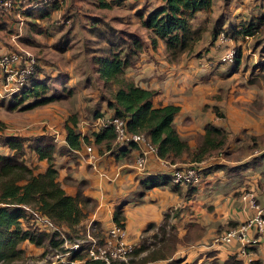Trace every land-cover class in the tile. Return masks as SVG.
I'll return each instance as SVG.
<instances>
[{
	"label": "crops",
	"instance_id": "crops-1",
	"mask_svg": "<svg viewBox=\"0 0 264 264\" xmlns=\"http://www.w3.org/2000/svg\"><path fill=\"white\" fill-rule=\"evenodd\" d=\"M75 1L78 8L83 10L84 5L81 0ZM226 1L212 0V8L200 12L193 20L194 28L199 24L202 26L213 24L208 34V45L219 44L218 38L221 33H236L245 23L264 21V0L256 5L254 2L258 0ZM88 2L86 3L100 9L96 0L94 3L90 0ZM127 2L130 3L128 13L136 20V30L132 28L131 30L140 32L149 45L136 68L128 73V77L137 86L156 93L153 100L156 107L175 105L180 108L174 121L175 128L180 137L192 148H195L205 136L207 125L225 130L230 139H227L224 150L200 164L184 162L171 165L159 156L150 154L145 174H140L135 169L139 147L124 149L113 147L108 150L93 143L88 145L83 143L82 149L72 156H57L56 168L59 171V180L67 194L76 197L82 193L97 202L96 209L83 223L82 230L84 235L92 236L98 243L102 241L100 244L104 246H114L118 243L111 232L117 228L114 222L116 208L123 206L126 221L125 226L121 228L122 240L134 249L128 264L142 262V264H170L175 261L180 264H210L215 259L226 261L236 256L239 244L217 245L216 237L228 232L233 228L232 225L239 227L249 218L256 216V210L243 200L247 193L254 195L257 204L264 205V145L259 144L256 148L258 143L253 141V137L264 135V118H261L264 116H251L249 112L250 106H253L251 100L247 99V103L242 100L236 105L229 104V100H226L227 103L219 100L218 94H227V90L223 89L224 82L233 77H230L232 72L234 74L237 72L229 71V67L234 65L232 63L224 64L226 70H215L217 66H224L218 63L222 52L215 47L206 50L205 55L201 57L183 56L179 63L171 61L162 40L158 41L156 48L152 46L148 32L142 28L141 22L142 18L146 19L161 5L159 0H122L120 6L112 5L110 9L100 10L122 9ZM17 4L14 6L12 16L2 15L3 10L0 9V14L3 16L0 23L8 25L7 30H0V57L20 50H26L38 57L39 72L34 83L47 85L50 93L58 98L42 107L48 108L52 105L51 109L58 111L57 103H63L73 96V90L66 89V84L71 86L70 89L76 90L75 83H70L74 80L76 82V79L82 75L79 71H75L74 67L75 72L68 69V65L62 68L47 54L48 51L55 52L60 57L57 58L60 63L64 58H68V62L70 60L73 65L72 49L75 42L73 37L77 29L74 24V26L69 25L71 17L63 18V12L69 10L72 5L70 0H38L37 3L30 5L19 1ZM34 6L37 8L31 9ZM247 9L252 11L247 13ZM30 11L38 12L43 16L40 29L36 32L28 29L26 15ZM18 12H23L21 17L24 25L21 29ZM94 18L96 17H85V24L92 26ZM20 31H23V34L14 41L13 37ZM215 31L221 32L220 35L218 33L216 40L213 38ZM202 41L203 39L199 43H203ZM44 43L47 44V49L44 48ZM201 49V47L197 48L196 52L200 53ZM211 62L213 65H209ZM94 68L96 78L99 80L100 75L96 72V66ZM91 80H86L82 92H76L87 96L88 86L92 88ZM101 82L105 87L103 80ZM4 84V72L0 68V137L5 139L23 137L27 139L25 145L28 147L39 137L48 134L53 136L59 148H66L67 133L64 124L70 114L63 116L60 111L57 112L60 114L49 111L30 118L10 119L8 114L11 110L28 111L35 104V100L28 105H25L27 101L20 104L21 102L6 95ZM217 84L221 86V90L217 87L215 89ZM232 91L234 89L231 88L228 93ZM93 95L95 98L96 95L94 93ZM237 100L241 98L238 97ZM96 104L97 108L94 111L105 114L106 118L113 117L107 103L101 100V103ZM80 105L85 106L86 103L80 102ZM218 108L224 109L227 118L216 117ZM92 114L90 112V120H79L82 137L90 135L91 132L101 131L98 128L100 118L92 119ZM229 118L232 120L227 121ZM242 125L250 127L248 130L254 129L252 133L256 134L238 137L232 141L228 129L238 127L237 131L242 132L244 130L239 129ZM90 141L92 142L93 139L90 138ZM89 147L92 148L91 152L88 150ZM26 159L37 173H44L47 170V161L40 160L30 149L27 151ZM192 165L201 167L205 173L201 184L195 187L175 185L172 181L175 170ZM159 178L165 179V182L159 183ZM151 179L154 180V185H151ZM173 238H176L175 247H172L171 253H164L167 244ZM85 245L89 246L87 243ZM21 248L28 257L41 253V248L29 242L23 243ZM150 253L165 255H158L155 260L145 262ZM66 257L67 255L60 258L62 264L66 263L68 259ZM255 261H264V244L252 251L251 262ZM251 262L247 259L243 261L244 264Z\"/></svg>",
	"mask_w": 264,
	"mask_h": 264
},
{
	"label": "trees",
	"instance_id": "trees-1",
	"mask_svg": "<svg viewBox=\"0 0 264 264\" xmlns=\"http://www.w3.org/2000/svg\"><path fill=\"white\" fill-rule=\"evenodd\" d=\"M14 1L15 4L21 1L26 5L38 2V0ZM96 1L100 9H110L112 5L120 6L122 2V0ZM159 1L161 5L146 19L142 18L141 26L148 32L152 46L156 48L158 41L162 40L171 61L177 62L184 55L194 53L200 39L192 24L193 20L200 12L212 8V0ZM12 13L13 11H3L2 15L12 16ZM37 13L30 11L26 15L28 29L32 32L40 29L41 20H43V16ZM2 15L0 14L1 21L3 20ZM254 23H245L242 34L254 35L256 31ZM92 24L90 33L98 37L97 44L103 45L102 43L105 42L102 48L106 49L102 55H96L93 58V65L96 66V72L105 86L109 89L113 88L112 96L109 99L102 97L101 100L107 103L108 109L113 113V118L124 122L129 134L145 135L157 147L158 156L171 165L184 162L200 164L224 150L227 134L225 130L213 125L206 126L205 136L195 148H192L180 137L175 128L174 121L180 108L175 105L156 107L153 103L156 93L137 86L128 77V73L136 68L141 56L149 47L140 32L125 30L124 32L118 31L120 32L118 33L112 27L105 30L101 26L107 24L97 18ZM7 27L5 23H0V30H7ZM108 32L113 34L108 37L106 34ZM218 33L219 31H215L213 34L215 40ZM118 34L123 35V39L117 37ZM36 59L35 75L19 95L12 97L13 100L22 103L31 99L35 100L32 108L46 106L58 100L50 93L47 85L34 83L39 72V58L36 57ZM91 112L93 119L105 115L97 110ZM79 120V115L73 113L65 122L67 147L64 149L59 148L53 136L48 134L39 137L28 147L25 145L28 141L23 137L15 136L8 139L0 137V264H33L30 263L32 258L28 257L25 250L21 248L25 242L44 249L45 257L68 254L70 250L65 246L66 240L72 245L76 241L75 237L84 234L82 225L96 209L97 202L82 193L76 197L67 194L59 180L56 159L57 156H72L82 149L83 143L87 145L93 143L98 147L111 150L115 147L116 133L114 129H102L82 137ZM90 138L93 139L92 142ZM253 140L258 143L256 148L259 144L264 145V135L255 137ZM132 147L136 146L132 145ZM28 149L35 152L40 160L47 161L48 167L44 173H37L36 169L29 165L26 159ZM151 183V185L155 184L153 179ZM36 215L47 219L57 230L42 229L38 225ZM125 221L123 206H119L114 214V222L117 227L123 228ZM231 227L233 228L229 231L238 226L232 225ZM175 241L176 238L170 240L164 253L172 252ZM88 248L89 246L82 245L79 251L72 252L68 256L64 264H71L72 261H85V264H106L104 261L88 259L86 253ZM158 255L165 254L150 253L145 262L155 260L159 257ZM170 264H180V262L175 261ZM210 264L244 263L237 257H231L226 261L215 259ZM250 264H264V261H255Z\"/></svg>",
	"mask_w": 264,
	"mask_h": 264
},
{
	"label": "rangeland",
	"instance_id": "rangeland-1",
	"mask_svg": "<svg viewBox=\"0 0 264 264\" xmlns=\"http://www.w3.org/2000/svg\"><path fill=\"white\" fill-rule=\"evenodd\" d=\"M92 3H94L95 0H90ZM88 0H81V3L84 5L83 10H80L78 8V4L75 0H70L71 3V8L69 10H65L63 13V18L65 16L71 17L69 25L71 24L72 26L76 27L77 33L73 37L74 42V47L72 49V57H73V65L72 62L68 58H64L63 62H59L57 58L59 59V55L55 52L48 51L47 54L51 56L54 60L57 61V64L60 65L62 68H65L68 65V69L73 71V67L75 71H79L82 75L70 83L74 84V87H77V89H70L71 86H67L66 84V89L68 90H73V96L70 98H67L63 103H57V109L60 111L63 116H67L68 114H73V113H78L80 120H90V112L94 111V109L97 108V102L101 103V98L105 97L109 99L112 94H113V88L109 89L106 86H103V83L101 80L97 77L95 73V68L93 66V58L96 55H102L103 52L106 51L105 48H102L103 45H105V42L101 44H97L98 37L90 33V28L92 27L89 24H85V17H96L97 19H100L103 21V23H106L107 25H100L102 29L109 30V27H112L113 29L124 32L125 30H136V20L134 17L129 14V8H130V3L127 2L126 6L122 9L118 10H100L96 8L94 5L91 6L87 4ZM225 2H227L225 0ZM263 2L262 0L255 1L254 4L256 5L257 3ZM89 3V2H88ZM80 4V1H79ZM255 9H258V7H255ZM252 10L247 9V13H250ZM70 15V16H69ZM66 17V18H68ZM94 18V19H96ZM242 19V17L240 16ZM93 19V20H94ZM254 22V21H251ZM260 23V24H259ZM74 24V25H73ZM254 27L256 28V31L254 35L252 36H246L243 33V28L244 25H242L239 28V31L236 33H231L227 32L225 33L224 41L219 42V44L216 45H208V34L210 33L209 31L212 29V26L209 24H206L205 26H202L199 24L198 27H196V33L199 35L200 41L203 39V43H197L193 54L189 55H184L185 57H201L203 54L205 55L206 50H210L211 47H215L219 52H222V54L229 48H233L236 51V57L234 60V65L229 67V71H235L237 72L234 74H230L232 77L229 81H225L223 84V89L227 90V94H218L220 97V101H224L227 103L226 100H229V104H240L243 101L246 102L248 99L253 101V106H250V113L251 116L255 115V117L259 115L264 116V21L258 22L256 21L254 23ZM118 32V33H120ZM221 33V32H220ZM219 33V35H220ZM108 37H110L113 33L108 32L106 33ZM122 34V33H121ZM118 34L117 37L120 39H123V35ZM44 48H48L47 44H43ZM201 47V52H196L197 48ZM101 51V52H98ZM233 51V50H231ZM198 53V54H197ZM207 54V53H206ZM221 57V55L219 56ZM183 58V57H182ZM181 58V59H182ZM179 60L177 62H181L182 60ZM205 57L203 58V60ZM238 61V62H237ZM205 63V62H204ZM218 63L219 60H218ZM225 63H220L219 65H224ZM240 64V65H239ZM209 65H213L212 62L209 63ZM215 70H226V66H217ZM214 70V71H215ZM73 71V72H75ZM75 75V74H74ZM91 80V87L90 85L88 86V93L87 96L85 94H79L76 91L82 92V88L84 87L83 85L86 84V80ZM235 79V80H234ZM234 80V81H233ZM60 85V84H59ZM232 86V87H231ZM221 90V86L217 84L215 86ZM81 90H80V89ZM231 88L234 89L231 93H228V90L231 91ZM236 88V89H235ZM248 88V89H245ZM55 91V88H53ZM98 90V93H97ZM93 93L96 95L94 98ZM226 97V98H224ZM240 97L241 100H237V98ZM228 98V99H227ZM29 102H34V100H27V103L25 105H28ZM80 102L86 103V105H80ZM247 103V102H246ZM22 104V102L20 103ZM106 104V103H105ZM24 107V106H21ZM52 107V105H51ZM51 107L44 108H31L30 110L22 111V112H17V111H10L8 114V117L10 119L13 118H30L33 116L37 115H42L45 114L49 111H53ZM245 107V106H243ZM242 107V108H243ZM102 109V107H101ZM58 111H53L57 113ZM64 111V113H62ZM215 112V111H214ZM57 113V114H60ZM92 113V112H91ZM216 117L218 118H227V113L224 111L223 108H218L217 113H215ZM39 117V116H38ZM233 118V117H232ZM232 118L227 119V121H231ZM235 118V117H234ZM264 118V117H261ZM93 119V118H92ZM10 122V120H9ZM250 127H246L242 125L239 127V129L244 130L242 132H238L237 129L238 127H230L228 131L231 133V140L234 141L235 138L238 137H247L249 135H254L256 133H252L254 129L248 130ZM252 133V134H250ZM252 138V137H251ZM255 137H253L254 139ZM229 140V136L227 137ZM250 139V138H249ZM254 141V140H253ZM202 175L204 176L205 173L202 171ZM204 179V177H203ZM159 183H164L165 179L159 178L158 179ZM95 229V228H94ZM81 230V228H80ZM96 231V230H93ZM92 233V232H91ZM80 237V238H79ZM76 241L84 240L87 239L89 240L90 238H87V235H79L78 237H75ZM85 245V243L83 244ZM58 256L60 255H47L46 257L44 256V249L41 248V253L35 255L34 257H31L32 260L30 263L33 264H46V263H52V264H62ZM70 256V255H68ZM67 256V257H68ZM66 257V258H67ZM66 258H64L66 261Z\"/></svg>",
	"mask_w": 264,
	"mask_h": 264
},
{
	"label": "built area",
	"instance_id": "built-area-1",
	"mask_svg": "<svg viewBox=\"0 0 264 264\" xmlns=\"http://www.w3.org/2000/svg\"><path fill=\"white\" fill-rule=\"evenodd\" d=\"M17 4V3H16ZM18 5V4H17ZM15 1L14 0H0V9L4 12H14ZM19 7V6H17ZM37 6L32 7L35 9ZM21 13L18 12L21 23L20 29L24 25V21L21 17ZM68 21H66L67 23ZM23 31H20L13 37L16 41L21 37ZM225 33H221L218 40L224 41ZM233 50V51H231ZM236 57V51L233 48L227 49L219 58L220 63L233 64ZM37 59L36 57L26 51L20 50L19 52H12L0 57V68L4 72V90L7 96L13 97L19 95L23 89L27 86L29 80L36 73ZM98 128L102 129H114L116 133L115 147L117 149L130 148L132 145L139 147V154L136 158L135 169L140 174H145L147 171L148 157L150 154L158 156V149L155 147L149 138L142 134H129L127 132L124 122L118 118H100L98 120ZM89 152L92 148H88ZM196 165V164H194ZM183 166L178 168L172 175V181L177 186L195 187L201 184L203 175V169L196 166ZM243 200L250 204L252 209L256 210V216L249 218L239 227L220 234L215 239L217 245H228L232 243H238L239 248L235 257L239 260L245 261V259L251 262V255L254 249H257L264 244V205H259L255 201V197L252 193H247ZM38 225L45 230L55 231L57 230L52 223L47 219L36 215ZM113 238L118 242L114 246H104L98 243L92 236H87L89 240L84 239L75 241L74 244H69L66 240L65 246L70 250V253L58 256H68L72 252L80 250L84 243L89 244V248L86 251L88 259L104 261L106 264H115L117 262L122 264H128L132 253L133 247L125 244L122 240L123 230L119 227L111 232ZM62 237H65L62 234ZM70 263V262H69ZM71 264H85V261H72Z\"/></svg>",
	"mask_w": 264,
	"mask_h": 264
}]
</instances>
